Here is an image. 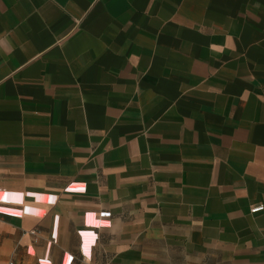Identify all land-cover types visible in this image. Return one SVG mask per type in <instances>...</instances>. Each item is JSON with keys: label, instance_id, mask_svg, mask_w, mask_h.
Masks as SVG:
<instances>
[{"label": "crops", "instance_id": "0c3cea01", "mask_svg": "<svg viewBox=\"0 0 264 264\" xmlns=\"http://www.w3.org/2000/svg\"><path fill=\"white\" fill-rule=\"evenodd\" d=\"M264 0H0V264H264Z\"/></svg>", "mask_w": 264, "mask_h": 264}, {"label": "built area", "instance_id": "2783aa9c", "mask_svg": "<svg viewBox=\"0 0 264 264\" xmlns=\"http://www.w3.org/2000/svg\"><path fill=\"white\" fill-rule=\"evenodd\" d=\"M262 211H264V206H257V207H255V208H253L252 210H251V212L253 213V214H255V213H259V212H262ZM10 264H13V263H10Z\"/></svg>", "mask_w": 264, "mask_h": 264}]
</instances>
